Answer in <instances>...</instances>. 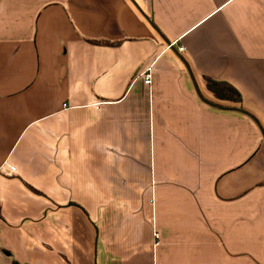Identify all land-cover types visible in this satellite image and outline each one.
I'll return each mask as SVG.
<instances>
[{
	"label": "crops",
	"instance_id": "1",
	"mask_svg": "<svg viewBox=\"0 0 264 264\" xmlns=\"http://www.w3.org/2000/svg\"><path fill=\"white\" fill-rule=\"evenodd\" d=\"M0 264H264V0H0Z\"/></svg>",
	"mask_w": 264,
	"mask_h": 264
},
{
	"label": "trees",
	"instance_id": "2",
	"mask_svg": "<svg viewBox=\"0 0 264 264\" xmlns=\"http://www.w3.org/2000/svg\"><path fill=\"white\" fill-rule=\"evenodd\" d=\"M104 44H110L108 41H100ZM208 88L213 92L215 97L220 100L240 101V93L233 87L217 83L212 79L208 78Z\"/></svg>",
	"mask_w": 264,
	"mask_h": 264
},
{
	"label": "built area",
	"instance_id": "3",
	"mask_svg": "<svg viewBox=\"0 0 264 264\" xmlns=\"http://www.w3.org/2000/svg\"><path fill=\"white\" fill-rule=\"evenodd\" d=\"M175 43H171L169 46L171 47L172 45H174ZM184 46H180L179 47V51H183L184 50ZM143 76H144V82L146 84H149L151 82V71H150V68H148L146 71H144L143 73ZM12 170H15V166H11L10 167Z\"/></svg>",
	"mask_w": 264,
	"mask_h": 264
}]
</instances>
